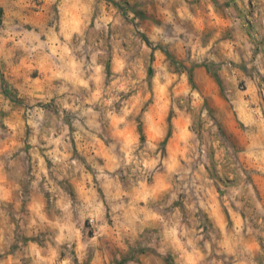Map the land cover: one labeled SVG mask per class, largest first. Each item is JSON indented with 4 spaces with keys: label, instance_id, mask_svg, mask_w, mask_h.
<instances>
[{
    "label": "rangeland",
    "instance_id": "1",
    "mask_svg": "<svg viewBox=\"0 0 264 264\" xmlns=\"http://www.w3.org/2000/svg\"><path fill=\"white\" fill-rule=\"evenodd\" d=\"M256 11L0 0V264H264Z\"/></svg>",
    "mask_w": 264,
    "mask_h": 264
},
{
    "label": "clouds",
    "instance_id": "2",
    "mask_svg": "<svg viewBox=\"0 0 264 264\" xmlns=\"http://www.w3.org/2000/svg\"><path fill=\"white\" fill-rule=\"evenodd\" d=\"M53 2H56V0H53ZM237 3L240 4L242 9H248L250 10V0H237ZM253 4L257 5V11L253 12V15L251 17H249V21L252 23L253 25V36L255 37L256 32L261 29L264 28V0H252ZM60 4L62 6L63 4V0H60ZM88 22V17L85 16V20H84V24L86 26ZM55 26V25H54ZM149 27L151 26L150 24L148 25ZM262 71H264V69H262ZM258 111V109H257ZM205 119L211 121V117L208 116V111L205 110L203 113ZM259 135H261L262 137H264V116L260 117V128H259ZM74 211H76L77 209H73Z\"/></svg>",
    "mask_w": 264,
    "mask_h": 264
},
{
    "label": "trees",
    "instance_id": "3",
    "mask_svg": "<svg viewBox=\"0 0 264 264\" xmlns=\"http://www.w3.org/2000/svg\"><path fill=\"white\" fill-rule=\"evenodd\" d=\"M2 11V10H1ZM168 53V52H167Z\"/></svg>",
    "mask_w": 264,
    "mask_h": 264
}]
</instances>
